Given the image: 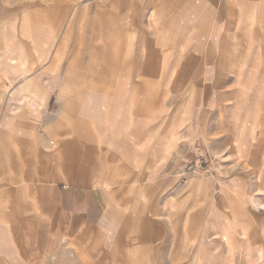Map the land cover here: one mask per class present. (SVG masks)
Instances as JSON below:
<instances>
[{
  "label": "crops",
  "instance_id": "crops-1",
  "mask_svg": "<svg viewBox=\"0 0 264 264\" xmlns=\"http://www.w3.org/2000/svg\"><path fill=\"white\" fill-rule=\"evenodd\" d=\"M254 176L264 0H0V264H264Z\"/></svg>",
  "mask_w": 264,
  "mask_h": 264
},
{
  "label": "rangeland",
  "instance_id": "rangeland-1",
  "mask_svg": "<svg viewBox=\"0 0 264 264\" xmlns=\"http://www.w3.org/2000/svg\"><path fill=\"white\" fill-rule=\"evenodd\" d=\"M257 178H258V177L254 176V177H253V182L257 181ZM261 178H262V179H261V182L264 183V182H263V181H264V176H263V177L261 176ZM258 182L261 183V182H260V178H258ZM253 242H254V241L252 240V243H253ZM247 243H248V242H247ZM252 243H251V244H252ZM252 245H253V244H252ZM252 245H251V246H252Z\"/></svg>",
  "mask_w": 264,
  "mask_h": 264
}]
</instances>
